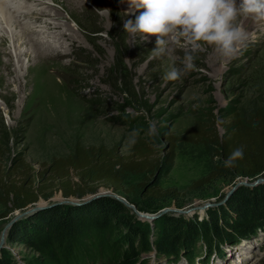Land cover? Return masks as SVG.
Here are the masks:
<instances>
[{
    "label": "rangeland",
    "instance_id": "rangeland-1",
    "mask_svg": "<svg viewBox=\"0 0 264 264\" xmlns=\"http://www.w3.org/2000/svg\"><path fill=\"white\" fill-rule=\"evenodd\" d=\"M0 5V11L3 10V16L0 15V161L6 169L23 161L36 172L41 171L54 160L70 156L77 145L104 148L120 157H128L141 140L162 156L170 151L174 140L177 143L174 166L159 178L158 188L178 191L180 204L214 202L238 182L264 178L263 175L248 178L249 181L246 177L232 182L218 180L201 194L191 196V186L212 171L216 147L185 140L186 130L196 124L197 118L214 124L221 138L225 134L224 124L232 114L239 111L250 114L264 106V21L239 17L238 22L249 28L250 41L234 58L226 60L215 46L205 45L196 54V70L169 81L164 75L172 59L179 66L187 50L182 47L184 42L175 46L173 58L150 56L155 36L147 41L137 37L136 43L129 44L123 20L135 19V16L127 17L128 5L121 0H8ZM8 20L12 22L7 28ZM33 30L42 35L34 37ZM65 33L71 35L67 42L61 39L59 45H45L41 50L28 42L29 38L43 42L42 39L56 40ZM39 51L42 54L37 56L35 52ZM8 65L11 71H7ZM28 67L30 72H27ZM149 120L158 121L159 136L155 141L147 136ZM137 128L141 129L140 136L130 145L128 134ZM152 179L150 174L128 176L123 179L122 191L102 185L96 192L81 198H65L55 193L23 211L8 213L6 218L0 219V242L3 240L0 254L12 264H74L58 248L54 249L55 259L51 260L25 244L10 241L15 224H28L41 211L57 206L81 207L117 195L133 204L140 213L158 214L150 223L126 207L140 223H150L153 242L161 237V221L167 215L203 223L208 220L207 213L225 209L230 200L217 208L182 214H179L181 210H173L177 207L173 201L160 206V209L170 210L154 213L139 210L137 204L141 208L149 206L144 193H140V186ZM263 184L242 187L255 188ZM99 194L102 196L79 206L56 205L70 199L84 201ZM38 203L45 204L42 206L45 208L25 214L40 207ZM6 211L0 206V215ZM226 211L228 215L221 216L223 227L237 218L233 211ZM200 234L203 236L196 240L197 256L193 264H264L262 230L250 238H234L230 242L207 237L204 231ZM115 237L114 229L100 233L96 229L86 230L79 240L83 252L78 264H108L113 256L111 247ZM186 259L184 250L178 257H165L157 253L153 244L152 250L137 264H186Z\"/></svg>",
    "mask_w": 264,
    "mask_h": 264
},
{
    "label": "trees",
    "instance_id": "trees-1",
    "mask_svg": "<svg viewBox=\"0 0 264 264\" xmlns=\"http://www.w3.org/2000/svg\"><path fill=\"white\" fill-rule=\"evenodd\" d=\"M224 129L225 134L220 138L214 124L197 118L196 124L185 132L188 142L216 147L212 171L191 186V196L201 194L218 180L232 182L238 177L254 179L264 175V106L250 114L244 111L232 114ZM176 144L173 140L170 151L159 156L154 147L140 140L128 157H120L104 148L77 145L70 156L54 160L38 172L23 161L7 169L0 161V206L7 210L0 219L6 218L8 213L23 211L41 199L47 200L55 193H61L65 198H81L96 192L102 185L119 192L123 190L125 177L143 174L155 176V179L149 185L140 186V193H144L149 206L141 208L137 204L139 210L148 209L154 213L163 203L175 200L179 204L178 191L158 188L159 178L174 166ZM241 146L243 158L236 160L234 166L224 167V159ZM226 210L233 211L237 218L223 227L221 216L228 215ZM207 216V221L197 223L167 215L161 221V237L152 242L150 223H140L121 202L102 198L86 206H57L41 211L30 223L15 224L10 241L25 244L51 260L55 259L54 249L58 248L65 257L78 264L83 252L79 240L86 230L96 229L100 233L114 229L116 237L111 247L114 252L108 264H137L152 250L153 244L157 253L165 257H178L184 250L187 258L195 261L194 249L198 237L203 236L201 231L207 237L229 242L264 231V184L239 188L225 209L213 210ZM0 264L12 263L2 253Z\"/></svg>",
    "mask_w": 264,
    "mask_h": 264
},
{
    "label": "clouds",
    "instance_id": "clouds-1",
    "mask_svg": "<svg viewBox=\"0 0 264 264\" xmlns=\"http://www.w3.org/2000/svg\"><path fill=\"white\" fill-rule=\"evenodd\" d=\"M121 3L128 5L127 17L135 16V19L123 20L129 44L136 43L137 37L147 41L150 36H155V47L150 56L173 58L175 46L184 42L182 47L187 50L179 66L172 59L164 75L169 81L195 71L196 54L205 45L215 46L226 60L234 58L250 41L249 28L238 22L239 17L250 16L256 21H264V0H121ZM251 39L254 41L255 37ZM140 132L141 129L137 128L128 134L130 145L137 142ZM147 136L154 141L159 136L158 121L147 122ZM243 154V146L234 149L224 159V167L234 166Z\"/></svg>",
    "mask_w": 264,
    "mask_h": 264
},
{
    "label": "bare ground",
    "instance_id": "bare-ground-1",
    "mask_svg": "<svg viewBox=\"0 0 264 264\" xmlns=\"http://www.w3.org/2000/svg\"><path fill=\"white\" fill-rule=\"evenodd\" d=\"M106 1H110V0H106ZM114 6V5H113ZM3 11V10H2ZM2 11H0V15H2L3 13H2ZM32 14V13H31ZM30 14V15H31ZM3 16V15H2ZM249 18H250V20L252 19V20H254L252 17H250L249 16ZM249 20V19H248ZM245 21V20H244ZM10 22H12L11 20H8V21H6V27L8 28L9 27V24H10ZM34 25V24H33ZM37 26V25H36ZM36 26H34V27H36ZM52 25H49V27H51ZM33 27V28H34ZM57 27V26H56ZM66 28H67V30L68 31H71V28H69L68 26H65ZM58 28V27H57ZM34 31V30H33ZM35 32V34H34V37L35 36H39L40 37V35H42L41 33H38V31H34ZM32 35V34H31ZM62 36V37H61ZM67 37V38H66ZM71 37V35H69V34H61V35H59L58 37H57V39L56 40H45V39H42V40H44V42L43 41H40L39 39H35V41H32L33 39H31V38H29V43H32V45L34 46V48L35 49H39V50H41L42 49V46H45V45H49V44H57V45H59L60 44V41H61V39H62V41L63 42H67V40L69 39ZM73 39H74V35H73ZM6 40V39H5ZM37 44H39V45H37ZM67 45H68V43H67ZM61 48H65L63 45H61ZM66 49V48H65ZM18 50V49H17ZM19 52H20V54H21V51L19 50ZM36 53V55L37 56H40L41 54H42V52L41 51H39V52H35ZM20 59V58H19ZM23 62V61H22ZM32 62V61H31ZM1 66V65H0ZM7 67V71L11 68L10 67V65H8V66H6ZM5 67V68H6ZM21 68H24V64H22V66H21ZM10 71H11V69H10ZM27 72H30V68L28 67L27 68ZM19 78V77H18ZM20 79V78H19ZM25 81H26V83H28V80H27V77H25ZM18 82V81H17ZM239 181V180H238ZM231 188V187H230ZM230 188L228 189V191L230 190ZM232 196V195H231ZM231 196H229V197H227V194H225L224 196L222 195L219 199H217L216 201H208V202H203L201 205L199 204H194V205H191V206H186L183 202V204L181 203H177V201H173L175 204H176V206L177 207H175V209H173V210H181L180 212H179V214H182L183 212L184 213H186V212H189V211H194V210H209V209H213V208H217V207H220L221 205H223V204H225L230 198H231ZM73 199H70V201H72ZM73 201H76V200H73ZM171 202V201H170ZM207 203H210V205L211 206H209V207H207L206 205H207ZM123 204V203H122ZM163 204H165V203H163ZM163 204H161L160 206H162ZM45 204H39L38 203V206H40V207H42V206H44ZM124 205V204H123ZM133 205V204H132ZM125 207H127L126 205H124ZM134 206V205H133ZM160 208V207H159ZM130 210H132L131 208H129ZM159 210H170V209H159ZM135 212L138 214V215H140L139 213V211L138 210H135ZM141 214H144V213H141ZM154 215H155V213H154ZM159 216H158V214H156L155 215V217H154V219L153 220H155L156 218H158Z\"/></svg>",
    "mask_w": 264,
    "mask_h": 264
},
{
    "label": "water",
    "instance_id": "water-1",
    "mask_svg": "<svg viewBox=\"0 0 264 264\" xmlns=\"http://www.w3.org/2000/svg\"><path fill=\"white\" fill-rule=\"evenodd\" d=\"M154 179H155V176L153 177V179L147 185L151 184L154 181ZM246 180H248V178ZM261 183L262 184L264 183V178H259V177L256 178L254 181H251V182H247V181L238 182L237 184H235V186H233L229 190V192L227 193V197L231 196L237 190V188H239V187H242V186L254 187V186L259 185ZM100 196H102V195L99 194L98 196L90 197L88 199H85L84 201H82V200L81 201H78V200H76V201L65 200L63 202L57 203L56 205L68 204V205H72V206H79L81 204L87 203L88 201H92L93 199H96V198H98ZM111 197H113L117 201L123 203L128 208H131L132 210H137L135 206H133L132 204H129L126 201H124L122 198L118 197L117 195H112ZM32 205H34V204H32ZM206 206L209 207L211 205H210V203H207ZM44 208L43 207H35V208H32L31 211L29 210V212L28 211L25 212V214H28V213L31 214V213H34V212L40 210V209H44ZM139 214H140L141 217H143L146 221H148L150 223L153 221V219H154V217L156 215V214L155 215L154 214L150 215V214H141V213H139ZM2 243H3V240H1L0 244H2Z\"/></svg>",
    "mask_w": 264,
    "mask_h": 264
}]
</instances>
